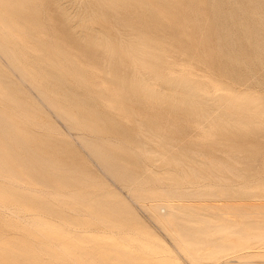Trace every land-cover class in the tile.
I'll return each instance as SVG.
<instances>
[{
    "label": "rangeland",
    "instance_id": "rangeland-1",
    "mask_svg": "<svg viewBox=\"0 0 264 264\" xmlns=\"http://www.w3.org/2000/svg\"><path fill=\"white\" fill-rule=\"evenodd\" d=\"M0 26L1 247L264 264V0H0Z\"/></svg>",
    "mask_w": 264,
    "mask_h": 264
},
{
    "label": "bare ground",
    "instance_id": "bare-ground-1",
    "mask_svg": "<svg viewBox=\"0 0 264 264\" xmlns=\"http://www.w3.org/2000/svg\"><path fill=\"white\" fill-rule=\"evenodd\" d=\"M166 5V4H165ZM93 9V8H92ZM151 9V8H150ZM44 12V11H43ZM94 12V11H93ZM49 26V25H48ZM93 26V25H92ZM1 27V26H0ZM2 28V27H1ZM3 29V28H2ZM5 29V28H4ZM3 29V30H4ZM148 29V28H147ZM2 30V31H3ZM50 30V29H49ZM5 31V30H4ZM6 32H7V30H6ZM234 34V33H233ZM6 36V35H5ZM10 37V36H9ZM127 41V40H126ZM50 42H52V41H50ZM53 44V43H52ZM54 47V46H53ZM21 53V52H20ZM216 53V52H215ZM18 55H20V54H18ZM216 56V55H215ZM20 57H21V55H20ZM63 57V56H62ZM23 58V57H22ZM21 58V59H22ZM61 58V57H60ZM201 58V57H200ZM63 59H65V58H63ZM23 60V59H22ZM24 60H26V59H24ZM66 60V59H65ZM28 62V61H27ZM151 62V61H150ZM24 63V62H23ZM65 63H67V62H65ZM36 65V64H35ZM138 69V68H137ZM151 70V69H150ZM18 71V70H17ZM153 72V71H152ZM144 76V75H143ZM39 80V79H38ZM152 81V80H151ZM162 84H164V83H162ZM161 85V84H160ZM48 86V85H47ZM157 86V85H156ZM157 87H160V86H157ZM162 87V86H161ZM7 88H8V86H7ZM54 88V87H53ZM83 89V88H82ZM85 90V89H84ZM238 93V92H237ZM45 100V99H44ZM156 104V103H155ZM164 104H166V103H164ZM167 104H169V103H167ZM171 104V103H170ZM153 106V105H152ZM171 106V105H170ZM76 109V108H75ZM187 109V108H186ZM77 110V109H76ZM166 112V111H165ZM167 114V113H166ZM174 114V113H173ZM236 115V114H235ZM203 116H205V115H203ZM137 121V120H136ZM70 122V121H69ZM167 122H169V121H167ZM39 124V123H38ZM167 125V124H166ZM162 126V125H161ZM169 126V125H168ZM173 126V125H172ZM159 129V128H158ZM85 130V129H84ZM141 131H142V128H141ZM159 131V130H158ZM157 131V132H158ZM173 133V132H172ZM160 133H158V135H159ZM91 135V134H90ZM164 135V134H163ZM139 136V135H138ZM154 136H156V135H154ZM160 136V135H159ZM165 136V135H164ZM102 138V137H101ZM105 138V137H104ZM152 138V137H151ZM169 138V137H168ZM159 139V138H158ZM175 140V139H174ZM178 140V139H177ZM180 140V139H179ZM162 141V140H161ZM152 142V141H151ZM158 142V141H157ZM147 144V143H146ZM145 144V145H146ZM168 144V143H167ZM181 144V143H180ZM159 145H160V143H159ZM148 146V145H147ZM149 146H150V144H149ZM173 146V145H172ZM161 147V146H160ZM175 147H176V145H175ZM175 147H174V149H175ZM145 149V148H144ZM168 151V150H167ZM220 152V151H219ZM103 153V152H102ZM148 153V152H147ZM169 153V152H168ZM203 153V152H202ZM151 154V153H150ZM156 154V153H155ZM159 154V153H158ZM143 155V154H142ZM168 155V154H167ZM176 155V154H175ZM206 155V154H205ZM109 156V155H108ZM166 156V155H165ZM184 156V155H183ZM229 157V156H228ZM156 158V157H155ZM164 159V158H163ZM178 159H179V157H178ZM177 159V160H178ZM217 160V159H216ZM143 162V161H142ZM180 162V161H179ZM3 163V162H2ZM257 163V162H256ZM3 164H5V163H3ZM32 164V163H31ZM146 164V163H145ZM181 165V164H180ZM221 166V165H220ZM184 167V166H183ZM242 167V166H241ZM156 168V167H155ZM150 169H151V167H150ZM195 169V168H194ZM212 169V168H211ZM242 169V168H241ZM150 171V170H149ZM151 171H152V169H151ZM156 171V173L158 174V172H157V170H155ZM195 171H197V169L195 170ZM232 171V170H231ZM238 172V171H237ZM154 173V172H153ZM197 173H198V171H197ZM173 174V173H172ZM215 174V173H214ZM235 174V173H234ZM154 175V174H153ZM237 175V174H236ZM221 176V175H220ZM158 177V176H157ZM156 177V178H157ZM199 177V176H198ZM1 178V177H0ZM161 178V177H160ZM228 179H229V177H228ZM7 181V180H6ZM15 184V183H14ZM26 188V187H25ZM29 188V187H28ZM31 189V188H30ZM34 190V189H33ZM166 190V189H165ZM172 192V191H171ZM202 192V191H201ZM48 193V192H47ZM43 194H45V193H43ZM136 195V194H135ZM49 196V195H48ZM153 205V204H152ZM159 205V204H158ZM261 206V205H260ZM1 207V206H0ZM2 209V208H1ZM162 211H165V207H162L161 206V208H160ZM159 209V210H160ZM233 209V208H232ZM246 209V208H245ZM250 210H252V209H250ZM21 211H23V209L21 210ZM26 213V212H25ZM229 213V212H228ZM81 214H83V213H81ZM231 214V213H230ZM249 214V213H248ZM252 214V213H251ZM250 214V215H251ZM257 214V213H256ZM226 216V215H225ZM33 218V217H32ZM30 220V219H29ZM24 221V220H23ZM68 222H69V220H68ZM39 224V223H38ZM43 225V224H42ZM85 230V229H84ZM83 234V233H82ZM184 237V236H183ZM227 240V239H226ZM142 241V240H141ZM82 243V241H78V244L80 245ZM131 247H132V245H131ZM132 248H136V246L135 247H132ZM137 249V248H136ZM34 249H29V250H26L25 248H24V246H22V245H20V244H14V243H6V246L5 247H1L0 246V259H7V260H9V261H12V262H18V263H20V264H39L40 263V258L39 257H36L34 254ZM24 254H29V256H25ZM117 259V258H116ZM231 262H233V261H231ZM238 263H240V262H238ZM244 263V262H243ZM249 263V262H248ZM251 263V262H250Z\"/></svg>",
    "mask_w": 264,
    "mask_h": 264
}]
</instances>
